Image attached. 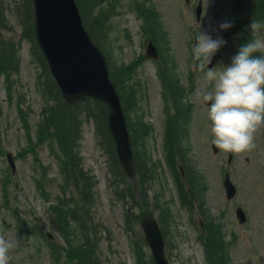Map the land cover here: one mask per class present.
Masks as SVG:
<instances>
[{"label": "rangeland", "instance_id": "1", "mask_svg": "<svg viewBox=\"0 0 264 264\" xmlns=\"http://www.w3.org/2000/svg\"><path fill=\"white\" fill-rule=\"evenodd\" d=\"M135 1L141 0H115L114 13L110 9L105 11L109 5L107 0H82L94 26V16H98L100 10L104 9L106 12L107 19L102 18L103 21L97 24V30L102 37V48L109 52L112 65L119 69L134 63L140 56L144 57V49L149 41L143 33L142 21L135 13ZM146 1L148 8L152 7L156 13L154 27L157 26L156 36L160 41L158 45L153 43L160 55L163 53L168 60L184 89V95H187L192 104L186 136V144L190 150L188 163L190 169L198 175L195 177L204 184L202 200L207 214L204 215L202 208L198 209L196 205L195 213L191 215L181 204L176 181L179 175L187 195L194 203L196 201L189 193L192 192L193 185L186 169L180 170L182 162L179 161V155L171 161L174 158L170 152L171 137H166L164 132L168 114L157 68L164 64L161 57L157 61L143 58L144 61L136 65L132 79L126 81L128 86L132 85L136 89L139 101L137 104L131 99L125 88L126 99L123 100L124 103L126 100L128 127L140 163L139 179L144 178L140 175L145 174L146 170L153 171L149 172L151 179L142 184L144 202L141 203L139 198L137 201L141 208L143 206L163 221L162 230L164 233L167 230L166 239L169 243L166 251L169 264H216L218 260L220 264H264V127L257 130L254 147L233 152L230 164H227L228 152L218 148L216 153L213 152L211 124L207 107L202 102V93L210 90L212 85L204 77L206 69L199 67L192 54L194 37L200 27L215 36L214 29L221 22L230 20L228 13L231 8L236 7L235 0H210L208 4L207 0H202L199 22L195 21L197 0ZM24 4L28 8L32 6L30 0H2L0 3L6 23V28H1V35L16 44L18 59V73L12 71L9 92L5 88V77H0V234L5 235L13 244L9 264H73L66 257L55 261L45 239V234L50 233L54 243L66 245L48 208L50 202L54 201L57 185L60 184L55 160L45 146L37 148V157L24 153L28 141L21 113L25 115L34 135L42 105L41 89L38 86L41 63L32 52L29 39L22 36L19 23ZM253 9L252 0H243V8H239L237 20L244 28L246 40L257 35L246 30L247 25L257 19ZM235 27L234 24V27L221 33L227 44L216 53L212 60L213 67L229 64L243 44V38L238 36L239 30ZM260 34L264 35V31ZM191 78L193 84L188 83ZM189 88L192 90L187 93ZM182 102L184 103L183 97ZM93 111L96 112L95 115L92 114ZM173 111L174 108L171 109ZM94 117L101 124L100 129L109 134L102 110L90 107L79 119V129L75 133H79L80 137L77 148V155L80 154L82 158L80 167L83 166L93 182L91 192L94 199L90 217L95 224H100L98 264H138L131 246L135 235H141L140 241L150 260V250L139 228V207L128 199L127 204L126 201L119 200L109 186L113 177L109 173L107 157L99 147L101 139L94 135ZM148 126L153 129L152 134L148 133ZM109 137L107 139L114 148ZM105 146H108V142L103 143L104 151ZM7 153L14 157L13 174L6 161ZM41 166L43 171L40 170ZM173 166L175 171L172 170ZM226 172L236 187V195L232 200L226 198L222 186ZM35 178L41 179L47 186L50 202H44L38 196ZM5 179L8 181L6 180V193H3ZM116 181L119 184L118 190L122 193L125 181L118 178ZM165 206H168L169 215L168 211H161ZM237 207L245 212L247 221L244 224H240L235 217L234 210ZM125 209L132 216L130 221L134 230H127ZM36 227L40 230H35ZM26 230L31 231V236ZM211 231L214 238L221 233L217 235L221 243L217 256L213 250L215 258L209 261L208 250L203 246L201 236L203 232L207 238ZM60 254L63 255L61 251Z\"/></svg>", "mask_w": 264, "mask_h": 264}, {"label": "trees", "instance_id": "2", "mask_svg": "<svg viewBox=\"0 0 264 264\" xmlns=\"http://www.w3.org/2000/svg\"><path fill=\"white\" fill-rule=\"evenodd\" d=\"M94 1L97 2L98 0ZM252 1L254 8L253 11L256 13L257 17L255 22L264 21V0ZM76 2L87 32L91 35L95 44L103 49V44L101 42L102 37L97 30V24L103 21L102 18L105 17V19H107V14L105 11L110 9L115 13V4L113 3L115 0H107L109 5L107 8H105V11L104 9L100 10L98 16H94L95 26L91 23V20L88 17L89 14L86 12L82 0H76ZM242 2L243 1L241 0L238 2L241 8L243 6L240 5ZM0 3H2V0H0ZM146 3V0L135 1V13L142 21L144 29L143 33L149 40L158 45L160 38L156 36L157 26L154 27L156 13L152 7L148 8V3ZM4 15L3 7L0 6V77H5V88L6 91L9 92L12 71L15 70L16 73H18V59L16 58V44L13 43L12 40L6 39L3 35H1V28H6ZM19 23L22 27V36L29 39L31 50L34 53V56L40 61L42 68L38 82V86L41 89L40 98L42 105L40 111V120L36 125L33 136H31L28 123L23 121V127L26 130V135L28 138L27 148L29 152L37 156V148L45 146L46 148H49V150L47 149L48 153L51 154L55 160L60 184L57 185L56 193L54 195L55 203L50 205V211L63 238L68 243L69 247H67V250L65 251L66 256L69 260L73 261L74 264H98L99 256L97 251L101 241L100 236L98 237L100 224H95L93 219L90 217V210L94 199L93 193L91 192L93 182L91 181L90 176L83 169V166L80 167L82 158L80 154L77 155L80 137L78 136L79 133L76 134L75 132L77 129H79V119L81 118L82 114L88 112V107L91 109L95 108L97 110H102L103 117H106V109L103 105L91 100H85L77 105L66 104L62 100L53 79L49 75L47 65L36 44L32 20V6L28 8L24 4V7H22ZM243 34L245 35L244 30ZM244 39L245 38L243 37V40ZM103 51L108 60L110 78L115 84L119 94L125 98L126 88V94L133 95L134 88L131 85L128 86L127 82L132 79L136 65L140 61H143L144 57L140 56L136 61H134V63L119 69L112 65L110 58L108 57L109 52L105 51L104 49ZM162 59L165 65L161 67V80L163 81L164 89L177 107L175 113H178L179 118L180 112H182L184 110L183 107H185L181 102L184 89H182V86L179 84L178 76L170 67L168 60L165 58L163 53ZM192 82L193 80L191 78L190 83L192 84ZM124 110L126 113V105ZM92 114L95 115L96 112L93 111ZM186 114H188V112ZM93 119L96 128V135L100 137L101 145H103V143L107 144L108 142V146L110 147L109 149L108 146H105L107 154L114 159V166L112 167L113 173H116L119 177H121V179L125 180L119 166L117 165L115 152H113L114 148H112L109 140L107 139L109 135L105 130L102 131L100 129L101 124L99 123L98 119L95 117ZM149 128L150 127H148V130ZM182 133L183 132H180L178 134L179 138L180 134ZM181 147L182 144L180 142L175 146L176 150L181 155V161L186 165L187 155L184 154V151L181 152L183 149V147L182 149ZM135 152L136 151L134 149L137 169L140 171V163H138V156ZM40 170H44L43 166H41ZM149 172L152 173L153 171L149 170ZM148 178H150V175L147 177V179ZM35 183L40 195L44 199L49 200L50 191L47 190V186L45 187L44 182L39 178H35ZM203 187V185H198L197 181H195L191 193H195V197L199 202L200 208L202 209L204 206V202L202 200L204 191ZM139 194L140 197L144 199L142 185L139 187ZM180 194L181 196L183 195L182 190H180ZM120 196L122 198L126 197L128 199H132L133 202L137 204L136 200L134 199V191L131 189L129 184L126 185ZM163 210L166 212L168 211V215L170 214L168 206L161 208V211ZM146 212L148 211L146 210ZM146 212L141 210L140 215ZM204 213H206L205 209ZM166 233L167 230L164 233L165 236ZM219 234L221 233H218L217 235ZM217 235H215V238ZM215 238L211 236L207 239V241H204V245L208 250L207 253L209 254L210 261L215 258L213 256V250L216 252V256L220 250L218 247L221 243V239L218 236L215 241ZM136 258L138 264H150L149 261L145 260L143 253L139 249L136 253ZM216 264H220V260H218Z\"/></svg>", "mask_w": 264, "mask_h": 264}, {"label": "water", "instance_id": "3", "mask_svg": "<svg viewBox=\"0 0 264 264\" xmlns=\"http://www.w3.org/2000/svg\"><path fill=\"white\" fill-rule=\"evenodd\" d=\"M32 3L36 40L62 98L68 104L91 99L105 105L106 125L115 144L119 165L125 176L133 179L136 170L120 99L109 79L104 55L86 32L75 1L32 0ZM200 12L199 0L197 19ZM145 55L146 58H157L151 44ZM208 67L211 68L212 64ZM8 158L12 164L10 155ZM230 159L231 155L229 162ZM224 186L227 198L231 199L235 191L228 175L225 176ZM236 213L239 221L244 222L241 209H237ZM140 225L155 264H168L164 257L162 235L153 216H143Z\"/></svg>", "mask_w": 264, "mask_h": 264}, {"label": "clouds", "instance_id": "4", "mask_svg": "<svg viewBox=\"0 0 264 264\" xmlns=\"http://www.w3.org/2000/svg\"><path fill=\"white\" fill-rule=\"evenodd\" d=\"M210 0H207V4ZM234 20H226L214 29L200 30L195 36L192 54L211 83L202 93L211 124L212 143L226 152H242L254 147L255 134L264 127V21H253L251 33L255 38L245 41L229 64L209 68L216 53L227 44L222 32L234 27ZM260 53V55H257ZM12 242L0 234V264H9Z\"/></svg>", "mask_w": 264, "mask_h": 264}]
</instances>
